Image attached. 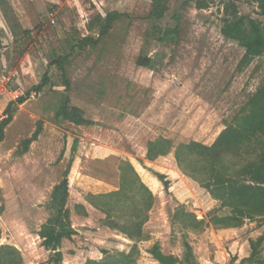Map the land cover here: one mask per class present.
Here are the masks:
<instances>
[{
    "label": "rangeland",
    "instance_id": "obj_1",
    "mask_svg": "<svg viewBox=\"0 0 264 264\" xmlns=\"http://www.w3.org/2000/svg\"><path fill=\"white\" fill-rule=\"evenodd\" d=\"M185 1L169 0L171 11ZM225 1L213 0L206 10L190 3L181 13L179 44L173 46L148 37L152 25L144 18L153 0H0V119L11 102L50 76L41 92L18 106L0 145V246L15 247L24 264H50L38 232L49 217L51 192L70 168L68 208L77 235L63 241L62 264L101 260L103 251L131 252L135 243L108 228L104 214L89 209L85 218L75 210L89 193L116 190L119 167L128 162L154 196L144 240L136 244L137 264H159L150 254L155 244L182 260L185 243L197 264H243L250 241L264 236V224L214 228L211 218L229 209L179 171L174 152L146 158L148 143L160 138L175 147L213 144L260 86L264 57L238 73L244 49L221 34ZM240 10L263 21L255 5L243 3ZM113 11L131 19L116 24L96 48L69 59L66 92L51 62L70 54L74 38L88 35L93 17ZM163 25L174 23L166 18ZM142 57L153 59L149 68L137 65ZM64 93L90 125L56 120ZM40 124L37 141L20 155ZM156 174L164 176L168 191ZM188 213L205 222L202 231L190 229Z\"/></svg>",
    "mask_w": 264,
    "mask_h": 264
},
{
    "label": "trees",
    "instance_id": "obj_2",
    "mask_svg": "<svg viewBox=\"0 0 264 264\" xmlns=\"http://www.w3.org/2000/svg\"><path fill=\"white\" fill-rule=\"evenodd\" d=\"M195 3L198 10H206L213 0H186L180 8L171 11L169 0H153L152 9L144 18L152 26L148 37L163 45L177 46L180 41L181 13L190 4ZM255 5L263 17V21L241 13V4ZM223 18L221 34L226 40L237 42L244 55L240 60L237 72H244L257 58L264 57V0H226L223 2ZM166 18H171L174 25L164 27ZM130 16L117 11L105 16L97 14L86 25L88 33L85 37L73 39L71 52L65 56L54 58L51 65L60 72L66 92L70 90L66 64L74 54L82 53L88 48L94 49L109 36L115 25L130 20ZM153 59L139 58L137 65L149 68ZM50 83V76L45 74L42 83L27 92L25 96L11 102L0 119V145L6 139V128L13 122L18 106L25 103L33 92H41ZM56 120L66 121L76 126H87L91 122L84 118L82 111L70 106V98L64 93L56 112ZM42 131L41 124L30 139L25 140L24 155L29 152L30 145L37 141ZM174 152L179 171L189 179L201 184L208 193L221 202L229 213L214 216L210 224L216 229H238L246 221H259L264 224V77L256 92L253 93L233 124L227 125L213 144L204 145L192 141L175 147L167 139L150 141L146 158L155 161ZM66 170L63 180L57 184L50 195L47 205L49 217L41 225L38 237L41 246L50 254V264H62L61 252L64 240L71 241L77 231L72 226L71 211L68 208L70 197L68 175ZM119 187L108 193L85 196V201L95 210L105 215V225L125 235L135 243L129 253L111 254L103 251L101 260L88 259L84 264H137L135 259L136 244L144 240V226L149 221V212L154 206V196L148 186L141 180L136 169L128 162L119 167ZM156 176L162 180L168 191V182L161 174ZM77 215L88 216L85 206H75ZM193 231H202L205 222L198 221L188 213ZM1 236V231H0ZM264 236L251 240L250 256L243 264H264L262 254ZM184 258L180 260L173 255H165L160 246L155 244L150 254L159 264H197L193 249L189 243L184 245ZM0 264H24L19 250L10 245L0 246Z\"/></svg>",
    "mask_w": 264,
    "mask_h": 264
},
{
    "label": "crops",
    "instance_id": "obj_3",
    "mask_svg": "<svg viewBox=\"0 0 264 264\" xmlns=\"http://www.w3.org/2000/svg\"><path fill=\"white\" fill-rule=\"evenodd\" d=\"M108 192H111V191H107V192H104V193H108ZM93 194V193H92ZM98 194H102V193H98ZM84 206H85V209H86V212L89 213V209H94L89 203L85 202L82 203ZM95 210V209H94ZM81 217H84V216H81ZM88 217V216H86ZM85 217V218H86ZM72 220V219H71ZM63 244V243H62Z\"/></svg>",
    "mask_w": 264,
    "mask_h": 264
}]
</instances>
